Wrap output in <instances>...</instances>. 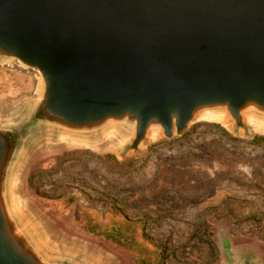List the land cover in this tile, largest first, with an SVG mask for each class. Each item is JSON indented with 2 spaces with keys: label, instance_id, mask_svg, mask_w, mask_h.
<instances>
[{
  "label": "water",
  "instance_id": "95a60500",
  "mask_svg": "<svg viewBox=\"0 0 264 264\" xmlns=\"http://www.w3.org/2000/svg\"><path fill=\"white\" fill-rule=\"evenodd\" d=\"M0 66L31 72V95L0 109V264H112L54 236L21 197L41 145L152 138L224 117L264 127V0H0ZM221 264H261L221 231Z\"/></svg>",
  "mask_w": 264,
  "mask_h": 264
},
{
  "label": "rangeland",
  "instance_id": "374dc122",
  "mask_svg": "<svg viewBox=\"0 0 264 264\" xmlns=\"http://www.w3.org/2000/svg\"><path fill=\"white\" fill-rule=\"evenodd\" d=\"M31 72L0 66V109L31 95ZM264 127L236 137L200 120L181 136L152 138L120 158L108 136L90 146L41 145L19 182L49 231L112 264H221L219 235L264 264Z\"/></svg>",
  "mask_w": 264,
  "mask_h": 264
},
{
  "label": "bare ground",
  "instance_id": "6f19581e",
  "mask_svg": "<svg viewBox=\"0 0 264 264\" xmlns=\"http://www.w3.org/2000/svg\"><path fill=\"white\" fill-rule=\"evenodd\" d=\"M209 120H211V121H223L224 120V117L223 116H221V117H216V116H210V118H209Z\"/></svg>",
  "mask_w": 264,
  "mask_h": 264
},
{
  "label": "trees",
  "instance_id": "16d2710c",
  "mask_svg": "<svg viewBox=\"0 0 264 264\" xmlns=\"http://www.w3.org/2000/svg\"><path fill=\"white\" fill-rule=\"evenodd\" d=\"M261 139H264L263 137H260Z\"/></svg>",
  "mask_w": 264,
  "mask_h": 264
}]
</instances>
